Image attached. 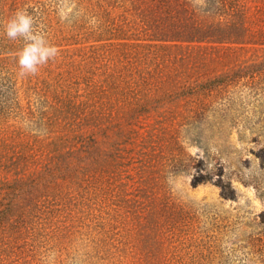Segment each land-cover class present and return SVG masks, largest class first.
Wrapping results in <instances>:
<instances>
[{"label": "rangeland", "instance_id": "374dc122", "mask_svg": "<svg viewBox=\"0 0 264 264\" xmlns=\"http://www.w3.org/2000/svg\"><path fill=\"white\" fill-rule=\"evenodd\" d=\"M0 3V264H264V95L206 87L251 50L152 39L150 0ZM20 10L60 50L34 76Z\"/></svg>", "mask_w": 264, "mask_h": 264}, {"label": "trees", "instance_id": "16d2710c", "mask_svg": "<svg viewBox=\"0 0 264 264\" xmlns=\"http://www.w3.org/2000/svg\"><path fill=\"white\" fill-rule=\"evenodd\" d=\"M150 1L154 7L149 9V13H144L148 9H143L137 15V20L152 39L179 43L233 44L242 51L251 50L250 61L239 59L234 67L208 77L211 82L207 88L239 82L255 94L264 95V0ZM151 13L155 17L146 18ZM2 18L4 9L0 3ZM111 33L114 34L113 31ZM122 57L124 59V52ZM262 158L264 166V154ZM12 204L4 203L0 208V234L13 210Z\"/></svg>", "mask_w": 264, "mask_h": 264}, {"label": "clouds", "instance_id": "9594fccd", "mask_svg": "<svg viewBox=\"0 0 264 264\" xmlns=\"http://www.w3.org/2000/svg\"><path fill=\"white\" fill-rule=\"evenodd\" d=\"M4 35L11 41H24L16 56L21 76L37 75L42 67L49 61H55L60 54L58 47L48 40L42 26L37 27L36 20L26 10L17 11L6 23Z\"/></svg>", "mask_w": 264, "mask_h": 264}]
</instances>
